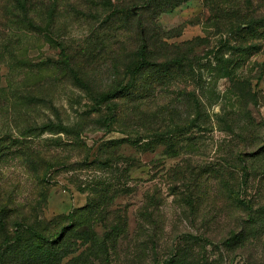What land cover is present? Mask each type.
Returning a JSON list of instances; mask_svg holds the SVG:
<instances>
[{"label": "rangeland", "instance_id": "1", "mask_svg": "<svg viewBox=\"0 0 264 264\" xmlns=\"http://www.w3.org/2000/svg\"><path fill=\"white\" fill-rule=\"evenodd\" d=\"M59 1L0 57V264H264V48L240 57L209 0ZM142 37L147 75L183 61L154 93L128 74ZM123 84L142 99L105 134L94 99Z\"/></svg>", "mask_w": 264, "mask_h": 264}, {"label": "trees", "instance_id": "2", "mask_svg": "<svg viewBox=\"0 0 264 264\" xmlns=\"http://www.w3.org/2000/svg\"><path fill=\"white\" fill-rule=\"evenodd\" d=\"M69 1V0H68ZM108 3L107 0H100ZM138 0H133L132 3H135ZM209 5L212 7V19L215 22L221 25H228L230 31H236L240 37L239 45L234 47L236 53H239L240 57H250L254 53L260 52L264 48V44L254 45L251 42L260 41L264 43V0H209ZM36 5H39L45 9L42 12L43 16L41 19L43 23L47 24H55V20L57 17V10L60 7L59 0H0V57L9 52H16L20 50V48L15 49L14 51L10 50V48H14L15 45L21 42V36H29L26 37V40L30 39L31 36H34L36 27H35V8ZM127 8L123 11V16L126 18L128 14L126 12ZM130 15V14H129ZM45 32V28L42 30ZM229 31V30H228ZM21 35V36H20ZM150 44L149 41L144 37L141 38V46L138 50V53L133 59V62L130 64L128 69L130 71V78H144L145 88H142L144 92L151 91L154 93V89L160 86L159 82L162 80V86L169 83H173L175 79L182 75L183 70V61L178 59L172 61H166L162 64H151L153 70L149 75L146 72V54L149 51ZM233 50V48H232ZM241 60V58L237 59ZM237 60H228L225 61V66L237 67ZM149 63V62H148ZM150 65V64H149ZM160 70L162 72H160ZM145 74V75H144ZM185 72H183L184 76ZM189 80L194 81L192 79L195 78L194 71L191 70V74H189ZM182 76V77H183ZM128 77V76H127ZM193 77V78H192ZM230 78V77H228ZM237 86V93L235 95L236 99L243 98V82H239L236 80L234 82ZM149 85V90L146 87ZM153 85V87H150ZM245 83V87H247ZM122 88V90H120ZM120 88L107 90L105 92L99 93L97 98L94 99V105H96L99 109H103L105 107L108 110V116L103 118V127L104 133H111L113 124L117 122V111L116 104H111L115 102L119 97L126 94L134 95L138 93V90L141 89L140 86H134L131 90V86L129 84H123ZM147 88V89H146ZM129 90L130 93H129ZM141 93L135 95V97L140 98ZM187 94H195L194 91H190ZM198 106V102L196 103ZM186 107H190L191 103L188 102L185 104ZM200 124L198 123L195 117L190 118V116L183 120L182 124H177L174 126V132L171 131V137L178 138L179 136L183 137L188 131L195 130L196 128H200ZM163 120H162V128ZM164 132H162L163 139ZM173 139V140H176ZM163 141V140H162ZM163 143V142H162ZM175 147V142H172ZM259 148H256L258 151ZM261 151V150H260ZM261 154L260 152L257 155ZM237 192L235 188V193L231 192V196L233 200L237 203H240V194H239V186L237 185ZM230 193V192H229ZM0 209V227L5 231L7 228V222L4 215H2V210ZM2 215V217H1ZM179 255L172 254L169 258L164 260L162 264H175L176 259Z\"/></svg>", "mask_w": 264, "mask_h": 264}]
</instances>
